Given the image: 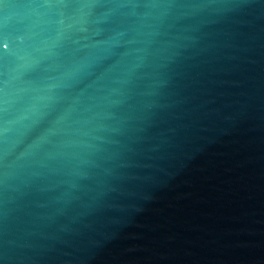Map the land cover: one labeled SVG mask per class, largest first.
<instances>
[{"label":"water","instance_id":"1","mask_svg":"<svg viewBox=\"0 0 264 264\" xmlns=\"http://www.w3.org/2000/svg\"><path fill=\"white\" fill-rule=\"evenodd\" d=\"M0 264H264V0H0Z\"/></svg>","mask_w":264,"mask_h":264}]
</instances>
